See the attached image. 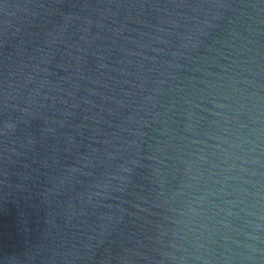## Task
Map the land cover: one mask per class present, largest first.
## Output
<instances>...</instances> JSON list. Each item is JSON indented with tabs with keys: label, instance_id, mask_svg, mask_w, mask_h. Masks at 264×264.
Masks as SVG:
<instances>
[{
	"label": "water",
	"instance_id": "obj_1",
	"mask_svg": "<svg viewBox=\"0 0 264 264\" xmlns=\"http://www.w3.org/2000/svg\"><path fill=\"white\" fill-rule=\"evenodd\" d=\"M0 264H264V0H0Z\"/></svg>",
	"mask_w": 264,
	"mask_h": 264
}]
</instances>
